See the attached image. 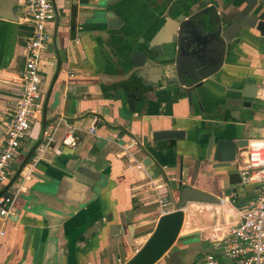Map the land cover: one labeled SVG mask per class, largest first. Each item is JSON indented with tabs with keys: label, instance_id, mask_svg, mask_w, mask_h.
<instances>
[{
	"label": "crops",
	"instance_id": "1",
	"mask_svg": "<svg viewBox=\"0 0 264 264\" xmlns=\"http://www.w3.org/2000/svg\"><path fill=\"white\" fill-rule=\"evenodd\" d=\"M245 1L52 0L57 20L48 25L50 38L38 67L41 119L29 122L10 163L9 180L22 163L23 168L34 162L41 130L56 119L74 129L78 144L74 149L61 147L66 132L61 127L54 137L58 154L45 153L20 192L13 194L9 215L0 217V264H125L159 218L148 180L162 186L158 192L171 211L183 187L216 199L234 196L237 202L233 162L215 167L211 157L205 158L206 143L209 134L264 140V36L240 29L218 72L182 93L173 85L151 88L129 81L136 68L127 57L145 53L147 41L166 18L173 21L182 14L188 19L202 12L201 20L210 14L229 19ZM254 1L252 13L264 21V0ZM23 4L24 0H0V145L19 90L30 32ZM110 12L120 21L117 28L107 27ZM174 46H163V55L154 57L161 60L167 52L173 56ZM246 85L256 87L254 99L241 100L250 106L226 105L225 99L239 97ZM90 123L94 135L87 133ZM163 130L182 132L183 139H151L153 132ZM135 162L141 163L140 170L133 167ZM22 168L5 191L16 181L15 189L19 187ZM79 169L93 179L80 181ZM230 210L227 203H187L183 235L172 247L209 246L203 231L227 221ZM197 216L210 224L200 225ZM203 257L200 251H190L179 260L203 264ZM154 264L166 263L160 259Z\"/></svg>",
	"mask_w": 264,
	"mask_h": 264
},
{
	"label": "water",
	"instance_id": "2",
	"mask_svg": "<svg viewBox=\"0 0 264 264\" xmlns=\"http://www.w3.org/2000/svg\"><path fill=\"white\" fill-rule=\"evenodd\" d=\"M254 5V0H246L244 7L232 14L229 19L210 14L211 17L208 19L201 20L202 12L190 14L188 19H184L182 14L173 21L164 19L162 26L147 41L145 53L135 52L127 57L130 65L136 68L129 81L139 80L141 86L151 88L173 85L177 86L179 93L184 89L199 87L204 80L212 78L218 72L223 64L226 48L232 44L234 36L240 29H254L260 36H264V21H258L257 15L252 13ZM109 14L107 27L117 28L120 21L114 19L113 12ZM54 20H57L55 14ZM197 21L204 25L206 30L202 25H197ZM199 29L204 32V36L200 35ZM171 44L175 45L172 50L174 55L171 56V53L167 52L161 60H156L154 56L163 55L162 47ZM255 92L256 87L246 85L239 91V97L225 99V103L237 109L248 108L251 103H241V100L254 99ZM186 97L190 99L189 91L186 92ZM151 139L153 141L182 140L183 136L182 132L176 130H163L153 132ZM245 145V140L216 138L213 134H209L205 158L211 157L215 161V167H227L233 162L237 150ZM23 164L7 182L2 192L11 184ZM78 173L77 178L82 182L87 183V178L93 179L88 171L79 169ZM225 194L228 195L229 191L226 190ZM187 203L218 204L220 201L193 188H181L174 210L158 218L150 237L125 264H154L160 259L166 264H180L179 256L183 252L190 251L219 254L206 246L190 245L184 249L172 247L178 240L183 211Z\"/></svg>",
	"mask_w": 264,
	"mask_h": 264
},
{
	"label": "built area",
	"instance_id": "3",
	"mask_svg": "<svg viewBox=\"0 0 264 264\" xmlns=\"http://www.w3.org/2000/svg\"><path fill=\"white\" fill-rule=\"evenodd\" d=\"M23 10L24 20L30 25V32L24 42L25 58L22 73L18 78L19 90L9 109L3 145H0L1 218L9 215L13 197L20 192L23 183L29 180L35 162L42 159L47 152L58 154L54 137L61 127H64L66 132L60 140V146L74 149L78 144L74 129L63 119L58 118L49 123L40 132V142L34 162L25 165L20 172V185L15 189L14 195L2 192L9 180L10 163L19 148L20 141L27 134L29 122L41 119L38 67L50 38L48 25L52 23L55 14L52 0H24ZM260 98L264 101V90ZM87 133L95 134L93 123H90ZM124 154L130 155L127 148ZM133 162L134 160H129V163ZM233 164L239 184L251 186V195L248 199H240L237 202L234 196L229 200H226L227 197L218 198L220 203L215 205L227 203L231 207L232 214L227 221L215 224L205 237V241L209 243L207 247L219 254H204L203 264H264V140L246 142L245 146L237 150ZM133 167L140 170L142 165L140 162H135ZM146 184L154 194L158 217L171 212L165 196L158 192L162 186L153 180H148ZM242 200L245 202L240 204Z\"/></svg>",
	"mask_w": 264,
	"mask_h": 264
},
{
	"label": "rangeland",
	"instance_id": "4",
	"mask_svg": "<svg viewBox=\"0 0 264 264\" xmlns=\"http://www.w3.org/2000/svg\"><path fill=\"white\" fill-rule=\"evenodd\" d=\"M30 129V128H29ZM17 184H18V182L16 181L12 186H11V188L10 189H8L7 191H5V194H7V195H12L13 194V192H14V190H15V187L17 186ZM232 189H234L235 190V193L237 194V196H238V200H240V199H244L246 196L248 197V196H250L251 195V186H247V185H241V184H239V182H238V184H233L232 185ZM243 202H245V201H240V204H242ZM198 212V211H197ZM194 214H196L197 215V213H194ZM196 218H198L197 220H199V224L200 225H207V224H210V223H206L205 221H203V219H201V217H199V216H197ZM183 232V231H182ZM179 233V235H178V238H180L182 235H183V233ZM210 232V230H205V231H203V234H202V236L203 237H207V235H208V233ZM183 240H185V239H183ZM186 241H187V239H186Z\"/></svg>",
	"mask_w": 264,
	"mask_h": 264
},
{
	"label": "bare ground",
	"instance_id": "5",
	"mask_svg": "<svg viewBox=\"0 0 264 264\" xmlns=\"http://www.w3.org/2000/svg\"><path fill=\"white\" fill-rule=\"evenodd\" d=\"M199 211V210H198ZM181 232V231H180Z\"/></svg>",
	"mask_w": 264,
	"mask_h": 264
},
{
	"label": "flooded vegetation",
	"instance_id": "6",
	"mask_svg": "<svg viewBox=\"0 0 264 264\" xmlns=\"http://www.w3.org/2000/svg\"><path fill=\"white\" fill-rule=\"evenodd\" d=\"M139 81V80H138Z\"/></svg>",
	"mask_w": 264,
	"mask_h": 264
}]
</instances>
